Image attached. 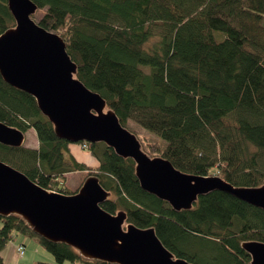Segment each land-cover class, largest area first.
I'll return each mask as SVG.
<instances>
[{
	"label": "trees",
	"instance_id": "obj_1",
	"mask_svg": "<svg viewBox=\"0 0 264 264\" xmlns=\"http://www.w3.org/2000/svg\"><path fill=\"white\" fill-rule=\"evenodd\" d=\"M33 1L40 13L34 19L64 38L78 78L106 99L122 125L140 124L167 142H147L150 155L236 186L264 184V0ZM14 25L7 0H0V35ZM0 121L24 132L33 128L39 141L37 148L0 143L2 161L63 194L78 190L64 184L68 173L98 176L116 195L102 207L154 227L177 257L193 264H250L241 243L264 242V210L228 193L211 192L192 209L175 211L141 188L132 159L105 143L87 142L96 167L80 162L72 153L75 143L55 134L36 99L1 73ZM0 222V253L21 234L56 259L34 264H111L47 241L18 215L0 216ZM0 264H6L1 254Z\"/></svg>",
	"mask_w": 264,
	"mask_h": 264
},
{
	"label": "water",
	"instance_id": "obj_2",
	"mask_svg": "<svg viewBox=\"0 0 264 264\" xmlns=\"http://www.w3.org/2000/svg\"><path fill=\"white\" fill-rule=\"evenodd\" d=\"M15 25L0 35V73L6 83L36 101L55 134L71 143H105L135 162L141 188L166 201L175 211L190 210L200 196L223 191L264 210V184L236 186L218 175L182 171L164 156H151L135 132L122 125L102 95L78 74V64L64 38L34 19L33 0H7ZM26 132L0 121V143L25 146ZM112 193L96 175H89L73 194L46 189L0 159V216L18 215L34 233L63 243L90 261L111 264H193L177 257L154 227L128 221L124 210L102 207ZM241 247L250 264H264V242L247 240Z\"/></svg>",
	"mask_w": 264,
	"mask_h": 264
},
{
	"label": "rangeland",
	"instance_id": "obj_3",
	"mask_svg": "<svg viewBox=\"0 0 264 264\" xmlns=\"http://www.w3.org/2000/svg\"><path fill=\"white\" fill-rule=\"evenodd\" d=\"M39 14L40 13H37L35 15L36 20L38 19ZM263 25H264V20H263ZM129 128L136 131L137 136L139 137L140 141L142 142V146H143L144 150L146 148V143L151 142V141H159L163 147L167 146V142L165 140H163L159 135L147 130L146 128H144L140 124L131 122L129 124ZM82 144L86 145L85 149L82 148ZM82 144H81V146H80V144H77V143L73 144V146L71 148L72 153L75 155V157L80 162H84V163H86L92 167H96L98 165V161L91 154V150L88 149L87 142H83ZM25 146L34 147V148L39 147L38 137H37L36 131L33 128H30L26 132ZM151 156L155 157V156H161V155L156 154V155H151ZM86 175H87L86 171L70 172L66 175V177L63 179V181H64L65 185L70 186L72 189H74V190L79 189L82 185L81 182L86 177ZM112 197L115 199L116 195H112ZM0 226H1V222H0ZM17 237L19 238V240L23 239L22 241L27 246L26 251H25V255L22 258L18 259V261L16 262L17 264H34L37 261L50 262V263L56 262V259H55L54 255L52 254V252H50L43 244L38 242L39 243L38 244L39 246H38V245H36L35 242H31L30 238L23 236L21 234L16 235L14 237V240H12L9 244H7L8 246L13 247V260L15 258L14 253H16V243H18V242H15V239ZM16 241H18V240L16 239ZM34 241H36V240H34ZM14 242H15V244H14ZM63 264H72V263L70 261H65Z\"/></svg>",
	"mask_w": 264,
	"mask_h": 264
},
{
	"label": "crops",
	"instance_id": "obj_4",
	"mask_svg": "<svg viewBox=\"0 0 264 264\" xmlns=\"http://www.w3.org/2000/svg\"><path fill=\"white\" fill-rule=\"evenodd\" d=\"M28 238H30V240H31V242H35L36 243V245H38L39 243H38V241L36 240V239H34V238H31V237H28ZM16 239L18 240V241H16ZM15 239V242H19V243H23V239L22 240H19V238L17 237ZM34 240H36V241H34ZM15 242H14V244H15ZM9 244V243H8ZM15 246V245H14ZM39 246V245H38ZM27 247V246H26ZM1 256L3 257V259H4V261H5V263L6 264H17L16 262L18 261V257H17V255H16V253H14L15 255H14V260H13V247L12 246H6V248L4 249V250H2L1 251Z\"/></svg>",
	"mask_w": 264,
	"mask_h": 264
},
{
	"label": "built area",
	"instance_id": "obj_5",
	"mask_svg": "<svg viewBox=\"0 0 264 264\" xmlns=\"http://www.w3.org/2000/svg\"><path fill=\"white\" fill-rule=\"evenodd\" d=\"M82 148L85 149L86 145L82 144ZM26 248L22 243H16V254L18 258H22L25 255Z\"/></svg>",
	"mask_w": 264,
	"mask_h": 264
}]
</instances>
